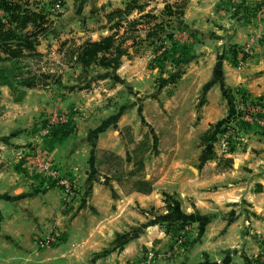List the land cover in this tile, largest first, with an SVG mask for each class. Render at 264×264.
<instances>
[{
    "label": "rangeland",
    "instance_id": "obj_1",
    "mask_svg": "<svg viewBox=\"0 0 264 264\" xmlns=\"http://www.w3.org/2000/svg\"><path fill=\"white\" fill-rule=\"evenodd\" d=\"M18 1H27L33 10L47 12L49 21L46 32L39 36L35 46L37 54L18 61L0 62V72L20 67L23 77L40 73L49 77L41 83L38 81L34 88L20 87L23 96L18 102L15 99L20 97V92L13 93L6 86H0V173L8 174L4 179L0 176V188L10 184L3 180L13 174L29 176L31 180L25 181L30 187L21 192L13 193L11 189L19 186L17 179L11 187L0 191L1 223L5 205L18 204L26 210L28 206L33 208L34 203L31 205L29 201L44 187L57 188L64 209L76 208L79 212L94 182L106 183L115 178L112 170L117 163L110 159V154L122 158L123 169L114 168L118 171L117 181L120 180L125 194L131 192L136 176H127L132 169L131 149L134 146L127 142L129 134L135 142L145 134L148 136L150 148L144 162L149 168L147 180L151 183L171 166L172 160L179 163L181 158L206 159L204 173H217L226 168L229 174L225 176L235 180L239 193L234 201L237 204L235 217L249 215L248 206L254 199L245 195L257 194L262 186L264 188L259 178H264V79L261 80L264 69L252 71L258 74L254 87L260 86L262 90L249 92V88L241 86L242 82L237 85L224 83L222 66L226 62L242 74L249 73L254 52L264 47V0L168 1H183L184 7L192 2L194 7L190 15L197 14L196 20H200L202 28L213 31L212 36L210 34L213 43L209 48H215L216 36L221 38L213 52L214 70L200 87L199 70L192 63H209L210 53L200 51L203 44L210 43L209 37L195 38L194 29L184 25L182 17H167L164 5L161 7L162 0H152V6L139 16L133 11L136 7L145 9V5H149L146 1L133 5L132 2L139 0H129L122 8L113 9L126 14L116 17V13L110 17L115 28L112 32H122L121 36L126 37L125 55L133 60L132 65L136 64L134 73L125 68L123 74L115 70L120 64L113 69L78 67L80 64L71 55L78 45L91 39V35L85 37L78 32H90L97 28L95 26H101L97 24L104 20L103 17L109 21L108 15L113 10L104 13L105 9L92 2L85 11L92 19L88 25L80 19H71L72 16L62 17L66 12L75 15L80 9L78 0H61L62 9L54 19L49 16L50 0ZM74 2L77 3L75 9ZM132 21L137 24L134 32L129 25ZM158 23L163 24V30L147 38V31ZM227 31H234L235 37ZM133 45L136 48L128 52ZM212 86L215 87L211 89ZM67 93L74 94L62 99ZM220 158L226 165L219 163L218 168L215 163ZM229 158L232 164L227 162ZM187 171L194 175L199 173L198 166ZM106 174L110 176L106 178ZM79 175H86L87 181L79 182ZM167 201L168 204L160 208L171 213L169 217L163 218L169 213L156 212L152 222L164 221L162 226L166 228L169 244L163 250L147 245L143 254L151 248L162 257L145 263L142 256L139 264L171 262L187 250L190 241L186 226L191 223L174 211L180 207L179 200L167 194ZM261 207L264 210V202ZM143 227L134 233L144 231ZM32 235L37 246L44 247L60 242L62 233L50 230ZM178 240L182 245L173 253ZM258 247L250 255L248 264H264V241Z\"/></svg>",
    "mask_w": 264,
    "mask_h": 264
},
{
    "label": "crops",
    "instance_id": "obj_2",
    "mask_svg": "<svg viewBox=\"0 0 264 264\" xmlns=\"http://www.w3.org/2000/svg\"><path fill=\"white\" fill-rule=\"evenodd\" d=\"M122 1L125 0H78L80 9L76 10V17L67 12L62 17L67 19L72 16L71 19H80L82 23L91 25L92 19L85 11L89 9L92 2L105 9L104 13H109L115 8H122L129 0L123 4ZM140 1L132 2V4L139 5ZM143 1L149 5H145L143 10V7H136L133 12L138 16L146 12V8L152 6V0ZM168 1L170 0H162L161 7ZM73 5L75 9L77 3L74 2ZM186 6L182 16L183 24L194 29L195 38L209 37L210 40L209 44L206 42L200 47V51L210 53L209 63L207 65L192 63L199 70L198 85L200 87L208 81L214 70L213 52L217 50L221 38L216 36L218 42L215 48H209V45L213 43V37H210L213 31L209 32L202 28L200 20H196L197 14L190 15L194 7L192 2L187 3ZM84 15L85 18H83ZM103 19L99 22L100 24H97L101 26H95L97 28L90 32L79 31L78 34H85V37L88 34L91 35L89 40H99L113 33L112 31L115 30L112 25L113 21L110 18L109 21L104 17ZM227 33H232L233 38L235 37L234 31H227ZM38 47L40 48V45ZM135 48L136 45L129 47L128 52ZM254 56L253 63L248 68V74H242L228 63H223L224 83L237 85L242 82L241 86L249 88V92L261 91L262 87H254L258 74L252 71L259 68L264 69V47L256 50ZM128 58V55H123L119 67L115 70L123 74V70L127 68L134 73L136 64L132 65L133 60ZM73 59H75L74 56ZM77 66L82 67L78 64ZM228 74L230 75L227 76ZM263 79L264 76L261 80ZM214 87L212 86L211 89ZM73 94L67 93L62 99L71 98ZM1 159H4L3 156ZM238 160L241 162L242 158ZM206 162H208L206 159L195 157L181 158L179 163L172 160L171 166L152 181L153 189L148 194L133 190L125 194L117 177L114 178L115 180L113 178L108 180L109 183L94 182L86 197V203L79 209V212L76 208L71 211L64 209L60 204V191H57L55 187L40 189L38 196L32 197L29 201L31 205L34 203L33 208L28 206L26 210L25 206L18 204L5 205L3 220L2 223L0 222V264H139L147 245L163 250L169 244V238L165 233L166 228L162 226L164 221L158 224L152 222L154 213H169L164 208H160L161 205L168 204L167 194H172L176 200H179V209L174 210V208L173 210L178 215L189 219L191 224L186 226L190 241L187 250L178 259L164 264H248L250 255L258 250V244L264 241V210L261 207L264 202V197L262 198L264 188L262 186L257 194L247 193L245 197L255 200L248 206L249 215L235 217L237 204L234 201L239 196L234 185L235 180L225 176L226 173L229 174L226 168L217 173H204ZM227 162L232 164V159L229 158ZM219 163L226 165L225 160L221 158L215 163L218 168ZM195 166H198V174L194 175L187 171ZM148 169L144 162L146 180L150 177ZM7 175L0 173L3 179ZM105 176L107 178L110 175ZM85 177L86 175L84 177L79 175L78 181L84 179V183L87 181ZM29 178V176L26 178L24 175L15 176L13 174L7 180H3V183L9 181L10 184L6 188H0V191L11 187V183H16L15 179H17L19 186H13L11 189L13 193L21 192L22 189L30 187L26 184L31 181ZM102 178L99 175L101 181ZM259 178L264 183V178ZM219 181L224 183L214 184ZM2 206L3 204L0 205V209ZM170 214L163 215V218L169 217ZM141 226L144 231L134 233L142 228ZM50 230L61 231V241L44 247L37 246L35 237L31 238L32 233ZM252 242H255L254 245ZM251 245L255 249H251Z\"/></svg>",
    "mask_w": 264,
    "mask_h": 264
},
{
    "label": "trees",
    "instance_id": "obj_3",
    "mask_svg": "<svg viewBox=\"0 0 264 264\" xmlns=\"http://www.w3.org/2000/svg\"><path fill=\"white\" fill-rule=\"evenodd\" d=\"M52 1H49L48 6ZM181 2L183 1L166 2L164 4V12L167 17H176L177 19L182 17L185 5ZM0 11L2 12V15H0V62L18 61L26 56L37 54L35 46L38 43L39 36L46 32L49 21L47 12L45 13L42 9L33 10L29 7L27 1L20 2L18 0H0ZM110 13L112 14L108 15L109 18L116 13V17L126 15L120 9L113 10ZM129 25L132 32H134V27L137 26L136 22H129ZM162 30L163 24H154L151 31H147L146 36L152 38ZM125 41L126 37L115 31L99 40L84 41L71 51V55L85 68L96 66L103 69H113L120 64L121 57L127 52ZM20 69V67H15L8 72H0V86H7L13 93H21L20 97L15 99L16 102L20 101L23 96L20 87L34 88L37 86L38 81L41 83L44 78L49 77L45 73L27 74L23 77L24 72H20ZM205 135H208V132ZM127 142L134 144L131 149L132 169L127 173L128 177L136 176L132 181V190L141 194H148L153 189L152 183L144 177V156L150 148L148 136L145 134L141 140L135 142L129 134L127 135ZM110 156V159L117 163L114 168L122 170V158L115 154H110ZM114 168L112 173L116 177L118 171Z\"/></svg>",
    "mask_w": 264,
    "mask_h": 264
},
{
    "label": "built area",
    "instance_id": "obj_4",
    "mask_svg": "<svg viewBox=\"0 0 264 264\" xmlns=\"http://www.w3.org/2000/svg\"><path fill=\"white\" fill-rule=\"evenodd\" d=\"M62 9V2L61 0H53L52 3L49 5L48 7V11H49V16L51 19H54L58 16V14L60 13ZM69 192V190H68ZM70 193H72L70 191ZM176 245H178L177 247H174L172 252L173 253H177L179 251V247L182 245V241L178 240ZM144 256V261L145 263H151L153 262L155 259H157V257H162L159 254H156V250L148 248L147 252L143 254Z\"/></svg>",
    "mask_w": 264,
    "mask_h": 264
}]
</instances>
